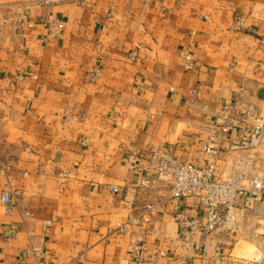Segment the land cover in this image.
I'll use <instances>...</instances> for the list:
<instances>
[{"label":"crops","instance_id":"crops-1","mask_svg":"<svg viewBox=\"0 0 264 264\" xmlns=\"http://www.w3.org/2000/svg\"><path fill=\"white\" fill-rule=\"evenodd\" d=\"M25 14L18 35L0 29V195L13 196L0 200V264H37L22 257L30 249L53 264H134L132 236L141 264H264V205L241 200L235 230L205 236L175 217L203 218L197 198L171 200L164 184L142 181L151 148L193 161L239 93L264 116V0H83ZM51 18L59 37H47ZM238 119L233 134L244 135ZM241 154H223L219 178Z\"/></svg>","mask_w":264,"mask_h":264},{"label":"built area","instance_id":"built-area-1","mask_svg":"<svg viewBox=\"0 0 264 264\" xmlns=\"http://www.w3.org/2000/svg\"><path fill=\"white\" fill-rule=\"evenodd\" d=\"M83 0H31L22 4H16L5 11L0 7V29L9 25L15 29L17 35L27 21L25 11L29 7H51L67 2H82ZM241 25V21L238 22ZM63 23L51 18L46 24L47 37H59L63 32ZM128 58L137 62L139 53L132 51ZM184 67L187 71L193 70V57L190 53L184 54ZM25 74H19L16 79L23 80ZM173 91V89H171ZM197 94V90L194 91ZM245 93L241 92L232 99L229 104H224L221 112L215 116L211 125V136L201 146L193 161H186L179 157L172 145H164L160 148H151L144 154L147 162L148 179L152 183H162L167 189L171 200H183L190 197L198 199L199 205L204 208V217H186L181 213L175 215L177 223L183 229L193 232L199 231L202 235L221 234L235 230V219L239 213V203L245 200L247 203H259L264 205V169L261 166L259 147L264 141V116L258 109L243 101ZM238 117H240L244 135L237 130ZM233 134V135H232ZM225 143L228 146H225ZM226 151L242 152L238 157L235 170L227 177L219 178L217 166L219 160ZM134 157L137 154H133ZM203 161V164L200 162ZM115 193L119 189L111 187ZM130 190V188L128 189ZM133 192V190L131 191ZM0 200L4 205L13 201L9 193H2ZM152 208H148L150 211ZM148 219L145 220L147 222ZM140 221H133V226H140ZM51 226L52 222L47 221ZM120 231H126V227H119ZM16 230L8 229L5 239H14ZM129 253L134 264L144 261V249L142 241L132 236L130 239ZM34 256L37 264H53L39 258L40 254L35 249L25 250L23 258ZM164 256V253H161ZM151 261L156 256H150Z\"/></svg>","mask_w":264,"mask_h":264},{"label":"rangeland","instance_id":"rangeland-1","mask_svg":"<svg viewBox=\"0 0 264 264\" xmlns=\"http://www.w3.org/2000/svg\"><path fill=\"white\" fill-rule=\"evenodd\" d=\"M132 52V51H131ZM131 52H129V53H131ZM128 53V54H129ZM262 147H263V152H264V141L262 142V144H261V146L259 147V152H260V150H262ZM262 152V151H261ZM261 166L263 167V169H264V160H263V158H262V156H261ZM235 242V241H234ZM233 243V242H232ZM255 245L257 246V244L256 243H254V242H251V241H249V240H243V241H240L239 243H238V248H240L241 250H244V251H246V252H252V251H254L255 250ZM234 246V245H233ZM232 246V247H233Z\"/></svg>","mask_w":264,"mask_h":264}]
</instances>
